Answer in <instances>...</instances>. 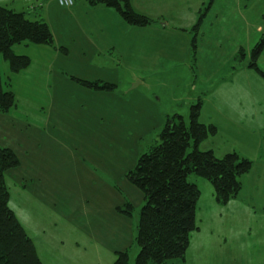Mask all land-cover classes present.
<instances>
[{
  "label": "rangeland",
  "instance_id": "rangeland-1",
  "mask_svg": "<svg viewBox=\"0 0 264 264\" xmlns=\"http://www.w3.org/2000/svg\"><path fill=\"white\" fill-rule=\"evenodd\" d=\"M75 2L72 15L57 2L51 13H26L45 21L55 40V47H13L30 58L26 70L12 74L0 56L4 90L16 97L10 113L0 114V147L20 161L5 175L9 207L41 264H114L121 252L135 264L145 201L127 175L167 119L190 125L199 101V122L217 129L199 150L219 159L236 153L253 168L227 205L215 203L210 182L189 176L202 192V233L191 235L188 264H264V79L250 69L264 35V0H214L198 31L211 0H131L154 22L144 27L115 9ZM13 3L0 0L16 11L34 6ZM257 66L264 72V52ZM74 78L117 89L90 91Z\"/></svg>",
  "mask_w": 264,
  "mask_h": 264
},
{
  "label": "trees",
  "instance_id": "trees-1",
  "mask_svg": "<svg viewBox=\"0 0 264 264\" xmlns=\"http://www.w3.org/2000/svg\"><path fill=\"white\" fill-rule=\"evenodd\" d=\"M213 2L211 0L195 31L200 29ZM33 3L34 6L29 5L30 9L24 13L0 6V56L9 63L12 74L26 70L31 64L30 58L13 53L16 45L28 43L55 47L50 26L45 21H31L26 17V13L34 14L40 8ZM88 3L91 7L115 9L132 26L144 27L154 23L136 13L131 0H88ZM193 47L196 48L194 43ZM263 52L264 35L251 51L250 64V69L264 79V72L257 66ZM239 57L245 58L243 50ZM72 81L94 92L111 93L117 89L116 85L108 83L75 78ZM3 85L0 68V114L7 115L15 107L16 97L14 93L6 92ZM201 109V101L191 107L190 125L180 116L167 119L157 144L141 155L135 169L127 175L128 181L142 192L145 201L138 225L140 250L135 264H169L171 261H180L181 264L186 261L191 235L199 231L196 214L201 198L199 187L189 181V176L210 182L216 203L227 205L242 190L240 177L249 174L253 168L250 160L236 153L219 159L213 151L199 150L209 135L217 134L214 126L199 122ZM19 167L20 161L15 153L0 147V264H41L32 240L9 207L10 194L5 175ZM114 264H130L128 252L117 253Z\"/></svg>",
  "mask_w": 264,
  "mask_h": 264
},
{
  "label": "crops",
  "instance_id": "crops-1",
  "mask_svg": "<svg viewBox=\"0 0 264 264\" xmlns=\"http://www.w3.org/2000/svg\"><path fill=\"white\" fill-rule=\"evenodd\" d=\"M24 1V3L25 4H29V3H32V2H30L29 0H23ZM4 2H7V1H4ZM17 2H21L22 3V0H15V3H17ZM35 2H37L38 4H42V7L44 8V7H46V8H48L49 7V13H51L52 11H53V3H56L57 2V0H35ZM15 3H13V4H15ZM23 4V3H22ZM58 4V3H57ZM24 5V4H23ZM23 5H21V11H16L15 9H12V10H14V11H16V12H18V13H24V12H26L25 11V8H24V6ZM13 6H16V5H13ZM59 6V5H58ZM75 6H76V2H75ZM60 7V6H59ZM74 8V7H73ZM63 9V8H62ZM64 10H66V9H64ZM41 11H43V10H41ZM66 11H71V10H66ZM43 15H44V11L43 12H41ZM47 13H48V11H47ZM70 13V12H69ZM70 15H72V13H70ZM40 16V15H39ZM195 184L199 187L200 185H199V182L198 181H195ZM201 198H202V192H201ZM201 198H200V200H201ZM214 198H215V195H214ZM199 203H200V201H199ZM216 203V202H215ZM198 207H199V204H198ZM198 207H197V212H198ZM196 220H197V214H196ZM195 233H202V228L201 227H199V231H197V232H195ZM191 243H190V247H189V250H188V252H187V256H186V261L185 262H183V263H181V264H188V261H189V253H191L190 251H191V249H192V247H191ZM199 254L201 255V257H202V253L201 252H199ZM230 257L231 256H229L228 257V259H230ZM179 264V263H178Z\"/></svg>",
  "mask_w": 264,
  "mask_h": 264
},
{
  "label": "built area",
  "instance_id": "built-area-1",
  "mask_svg": "<svg viewBox=\"0 0 264 264\" xmlns=\"http://www.w3.org/2000/svg\"><path fill=\"white\" fill-rule=\"evenodd\" d=\"M60 7L70 9L74 6V0H57Z\"/></svg>",
  "mask_w": 264,
  "mask_h": 264
},
{
  "label": "bare ground",
  "instance_id": "bare-ground-1",
  "mask_svg": "<svg viewBox=\"0 0 264 264\" xmlns=\"http://www.w3.org/2000/svg\"><path fill=\"white\" fill-rule=\"evenodd\" d=\"M58 2V1H57ZM38 7H40V8H42L43 9V7H42V4L40 3V4H38ZM65 9V8H64ZM71 9V8H70ZM69 10V9H68Z\"/></svg>",
  "mask_w": 264,
  "mask_h": 264
}]
</instances>
